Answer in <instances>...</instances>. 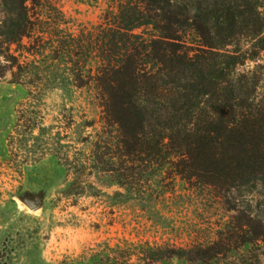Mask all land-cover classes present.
Returning <instances> with one entry per match:
<instances>
[{
  "label": "trees",
  "instance_id": "obj_1",
  "mask_svg": "<svg viewBox=\"0 0 264 264\" xmlns=\"http://www.w3.org/2000/svg\"><path fill=\"white\" fill-rule=\"evenodd\" d=\"M0 1L5 43L49 34L68 84L94 90L102 127L91 168L115 173L129 198H165L177 178L264 198V0H103L101 22L78 34L59 29L57 17L40 28L30 14L44 8L39 0ZM261 206L233 207L214 238L188 248L117 246L111 264H264Z\"/></svg>",
  "mask_w": 264,
  "mask_h": 264
},
{
  "label": "rangeland",
  "instance_id": "obj_2",
  "mask_svg": "<svg viewBox=\"0 0 264 264\" xmlns=\"http://www.w3.org/2000/svg\"><path fill=\"white\" fill-rule=\"evenodd\" d=\"M39 2L44 8L36 5L30 14L40 28L57 17L59 29L75 34L93 32L106 8L103 0ZM50 4L57 11L45 8ZM47 37L8 45L0 36V264H111L117 246L188 248L214 238L238 213L233 207L264 210L257 193L179 178L167 197L136 200L116 184L115 173L91 168L102 108L92 88L68 84L66 65L52 59ZM257 64L263 103L264 53ZM73 158L88 165L73 168ZM27 198L37 200L35 209L24 204Z\"/></svg>",
  "mask_w": 264,
  "mask_h": 264
},
{
  "label": "water",
  "instance_id": "obj_3",
  "mask_svg": "<svg viewBox=\"0 0 264 264\" xmlns=\"http://www.w3.org/2000/svg\"><path fill=\"white\" fill-rule=\"evenodd\" d=\"M23 202L29 209H35L37 206V200L33 198L24 199Z\"/></svg>",
  "mask_w": 264,
  "mask_h": 264
}]
</instances>
